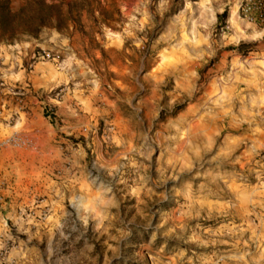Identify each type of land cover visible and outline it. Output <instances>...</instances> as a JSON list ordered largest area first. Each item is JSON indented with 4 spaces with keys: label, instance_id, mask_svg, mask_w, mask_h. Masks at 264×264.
<instances>
[{
    "label": "rangeland",
    "instance_id": "1",
    "mask_svg": "<svg viewBox=\"0 0 264 264\" xmlns=\"http://www.w3.org/2000/svg\"><path fill=\"white\" fill-rule=\"evenodd\" d=\"M66 1L65 33L0 40V143L26 142L0 146V264H264V28Z\"/></svg>",
    "mask_w": 264,
    "mask_h": 264
},
{
    "label": "trees",
    "instance_id": "2",
    "mask_svg": "<svg viewBox=\"0 0 264 264\" xmlns=\"http://www.w3.org/2000/svg\"><path fill=\"white\" fill-rule=\"evenodd\" d=\"M74 9L76 17H80L82 6L66 0H59L58 3L24 0V5L17 11L12 10L10 0H0V40L11 42L20 36L38 38L44 29L63 34L68 30Z\"/></svg>",
    "mask_w": 264,
    "mask_h": 264
},
{
    "label": "built area",
    "instance_id": "3",
    "mask_svg": "<svg viewBox=\"0 0 264 264\" xmlns=\"http://www.w3.org/2000/svg\"><path fill=\"white\" fill-rule=\"evenodd\" d=\"M238 18L240 21L264 28V0H240L238 4ZM42 59L53 60L49 53L43 52ZM26 142L17 136H11L0 143V146L20 148Z\"/></svg>",
    "mask_w": 264,
    "mask_h": 264
},
{
    "label": "crops",
    "instance_id": "4",
    "mask_svg": "<svg viewBox=\"0 0 264 264\" xmlns=\"http://www.w3.org/2000/svg\"><path fill=\"white\" fill-rule=\"evenodd\" d=\"M22 73V71H21ZM32 78L37 79L36 76H30ZM26 100H23L22 103H25ZM0 109H1V115L2 116H6V115H9L10 112H19V111H22V106H18L17 108L15 107L14 108V105H13V102H12V98L8 99L7 101L6 100H2V98H0ZM23 115V113H22ZM2 128L0 127V138L2 137Z\"/></svg>",
    "mask_w": 264,
    "mask_h": 264
}]
</instances>
